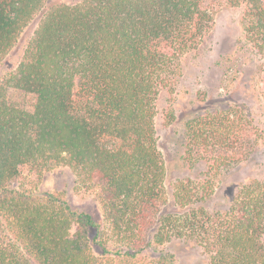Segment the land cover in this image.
<instances>
[{"label":"trees","instance_id":"obj_1","mask_svg":"<svg viewBox=\"0 0 264 264\" xmlns=\"http://www.w3.org/2000/svg\"><path fill=\"white\" fill-rule=\"evenodd\" d=\"M47 1L0 0V60L40 15L0 82V264H180L169 243L198 248L202 264H264V179L206 208L212 172L247 161L264 133L249 143L241 108L188 121L181 159L208 169L169 183L154 124L159 91L226 6L244 8L264 106V0ZM56 167L94 195L101 219L38 195Z\"/></svg>","mask_w":264,"mask_h":264},{"label":"rangeland","instance_id":"obj_2","mask_svg":"<svg viewBox=\"0 0 264 264\" xmlns=\"http://www.w3.org/2000/svg\"><path fill=\"white\" fill-rule=\"evenodd\" d=\"M78 1L48 0L47 5L54 2L71 5ZM243 10V6L220 8L201 43L180 59L179 77L173 85L158 93L154 119L156 144L169 183L204 178L208 169L203 159L188 163L181 159L188 121L241 108L250 118L242 124L245 134L249 135V143L254 131L264 133V106L254 91L260 61L245 41L241 22ZM39 18L40 15L23 29L15 45L0 60V82L16 69ZM230 124L231 132H238L239 122L230 121ZM212 176L214 191L206 208L222 210L240 185L249 179H264V138H259L247 161L222 168L218 173L212 172ZM36 191L38 195H57L71 208L90 213L96 219L102 217L94 195L75 184L67 167L45 171ZM164 251L175 253L180 264H202L204 260L200 250L187 243H169Z\"/></svg>","mask_w":264,"mask_h":264}]
</instances>
